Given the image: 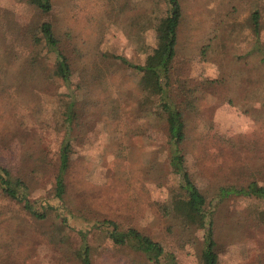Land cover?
<instances>
[{
    "label": "rangeland",
    "instance_id": "obj_1",
    "mask_svg": "<svg viewBox=\"0 0 264 264\" xmlns=\"http://www.w3.org/2000/svg\"><path fill=\"white\" fill-rule=\"evenodd\" d=\"M178 2L169 93L183 112L184 167L210 202L219 187L264 184V0ZM51 3L43 15L30 0H0V166L25 183L37 211L47 201L72 226L78 225L69 212L135 227L162 240L178 264H198L202 231L190 238L169 230L178 181L168 168L166 117L154 98L140 110L142 73L114 59L143 65L151 55L156 0ZM43 22L52 24L71 59L70 95L91 104L92 118L82 119L83 134L74 139L62 204L53 198L63 135L56 125L69 93L49 76L53 56L39 32ZM216 209L219 264H264V202L230 196ZM56 220L38 221L0 192V264H79L76 231L58 233L62 250L48 240ZM88 239L92 264H151L96 229Z\"/></svg>",
    "mask_w": 264,
    "mask_h": 264
},
{
    "label": "trees",
    "instance_id": "obj_2",
    "mask_svg": "<svg viewBox=\"0 0 264 264\" xmlns=\"http://www.w3.org/2000/svg\"><path fill=\"white\" fill-rule=\"evenodd\" d=\"M30 3L43 15L49 14L52 10L51 0H30ZM181 18L182 11L178 0H156V7L151 11L149 19L157 40V46L152 50L151 55L148 56L143 65L132 64L123 57L117 56L114 59H116L118 65H125L142 73L141 100L138 98L139 103L135 101L140 110H143V102L147 103L154 98L160 113L166 117L170 147L168 168L177 177L178 181L177 189L170 198V209L173 214L174 225L169 230H175L183 236L192 238L193 233L200 229L203 234L202 250L198 264H219L215 223L217 206L230 196L252 197L264 202V184L251 181L241 187H219L216 198L207 202L205 195L184 167V157L179 149V145L187 135L183 122V112L173 102L169 93L170 76L177 51L178 28ZM252 20L254 30L257 33L259 28L257 12L253 13ZM39 32L47 52L53 56L52 74L49 76L51 79H55V83L60 82L69 93L68 103L63 110L64 119L58 121L56 125L57 131H62L63 135L57 154L53 198L59 204H62L67 197L66 180L70 153L74 148V139L83 134L82 119L92 118L90 115L91 104L76 102L74 96L70 95L73 91L71 59L66 47L56 36L52 24L49 22L41 23ZM82 76L85 78L84 74ZM97 103L98 101L94 105H97ZM133 129L132 126L131 134ZM27 189L24 182L14 178L6 167L0 166V192L6 198L21 204L23 210L38 221L57 219L55 223L52 222L53 224L50 227L52 232L55 233L48 238L51 244H55L57 248L62 250L64 244L61 241L59 242L62 239L58 233H65L68 229L76 231L80 244L74 259L79 264H92V247L89 244L88 236L93 229L103 234L114 246L129 248L151 264H178L174 256L175 253L168 252L162 240H154L138 228L131 227L123 230L112 220L84 221L69 212V217L78 225L72 226L69 224V218L64 216L58 207L50 205L47 201L42 203V210L37 211L28 199Z\"/></svg>",
    "mask_w": 264,
    "mask_h": 264
}]
</instances>
